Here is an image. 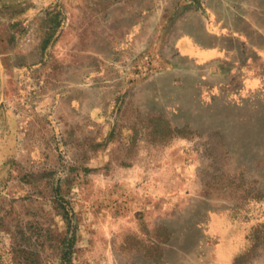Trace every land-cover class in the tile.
<instances>
[{
	"label": "rangeland",
	"instance_id": "rangeland-1",
	"mask_svg": "<svg viewBox=\"0 0 264 264\" xmlns=\"http://www.w3.org/2000/svg\"><path fill=\"white\" fill-rule=\"evenodd\" d=\"M258 61L264 0H0V264H264Z\"/></svg>",
	"mask_w": 264,
	"mask_h": 264
},
{
	"label": "crops",
	"instance_id": "crops-1",
	"mask_svg": "<svg viewBox=\"0 0 264 264\" xmlns=\"http://www.w3.org/2000/svg\"><path fill=\"white\" fill-rule=\"evenodd\" d=\"M252 63H254V62H252ZM260 72L264 73V62L263 61H258L257 64H254V67H252V77L254 75L256 76V74L260 73ZM261 77H262V75H261ZM253 78H255V77H253Z\"/></svg>",
	"mask_w": 264,
	"mask_h": 264
},
{
	"label": "trees",
	"instance_id": "trees-1",
	"mask_svg": "<svg viewBox=\"0 0 264 264\" xmlns=\"http://www.w3.org/2000/svg\"><path fill=\"white\" fill-rule=\"evenodd\" d=\"M69 245H70V243H69L67 246H69ZM66 248H67V247H66ZM66 248H65V249H66ZM65 249H64V250H65ZM67 255H68V252H67V251H64L63 254H62L63 259H65V257H66Z\"/></svg>",
	"mask_w": 264,
	"mask_h": 264
}]
</instances>
